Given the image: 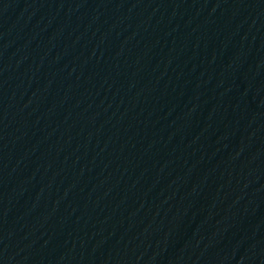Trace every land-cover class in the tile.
<instances>
[{"label":"water","instance_id":"95a60500","mask_svg":"<svg viewBox=\"0 0 264 264\" xmlns=\"http://www.w3.org/2000/svg\"><path fill=\"white\" fill-rule=\"evenodd\" d=\"M0 264H264V0H0Z\"/></svg>","mask_w":264,"mask_h":264}]
</instances>
